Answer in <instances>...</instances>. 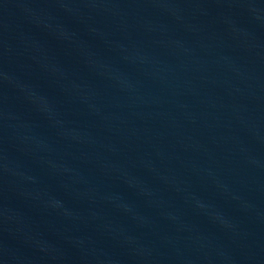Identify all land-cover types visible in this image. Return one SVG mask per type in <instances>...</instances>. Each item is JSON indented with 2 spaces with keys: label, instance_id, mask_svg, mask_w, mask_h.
I'll use <instances>...</instances> for the list:
<instances>
[{
  "label": "water",
  "instance_id": "95a60500",
  "mask_svg": "<svg viewBox=\"0 0 264 264\" xmlns=\"http://www.w3.org/2000/svg\"><path fill=\"white\" fill-rule=\"evenodd\" d=\"M0 264H264V0H0Z\"/></svg>",
  "mask_w": 264,
  "mask_h": 264
}]
</instances>
